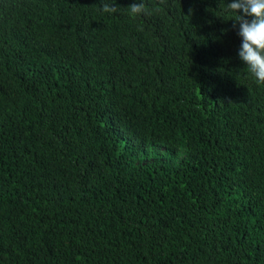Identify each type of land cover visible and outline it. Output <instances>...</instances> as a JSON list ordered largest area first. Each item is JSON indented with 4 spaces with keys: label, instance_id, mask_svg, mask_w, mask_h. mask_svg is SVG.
Returning a JSON list of instances; mask_svg holds the SVG:
<instances>
[{
    "label": "trees",
    "instance_id": "16d2710c",
    "mask_svg": "<svg viewBox=\"0 0 264 264\" xmlns=\"http://www.w3.org/2000/svg\"><path fill=\"white\" fill-rule=\"evenodd\" d=\"M103 2L0 0V264H264L231 0Z\"/></svg>",
    "mask_w": 264,
    "mask_h": 264
},
{
    "label": "clouds",
    "instance_id": "9594fccd",
    "mask_svg": "<svg viewBox=\"0 0 264 264\" xmlns=\"http://www.w3.org/2000/svg\"><path fill=\"white\" fill-rule=\"evenodd\" d=\"M114 5L115 0H104L101 10L115 14L119 7ZM128 11L132 17L148 14L143 0L130 5ZM225 11L232 16L233 27L238 25V35L242 38L239 58L255 81L264 84V0H231Z\"/></svg>",
    "mask_w": 264,
    "mask_h": 264
}]
</instances>
